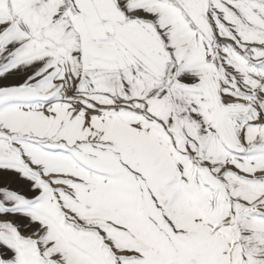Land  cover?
I'll list each match as a JSON object with an SVG mask.
<instances>
[{"label": "snow or ice", "instance_id": "obj_1", "mask_svg": "<svg viewBox=\"0 0 264 264\" xmlns=\"http://www.w3.org/2000/svg\"><path fill=\"white\" fill-rule=\"evenodd\" d=\"M0 264H264V0H0Z\"/></svg>", "mask_w": 264, "mask_h": 264}]
</instances>
